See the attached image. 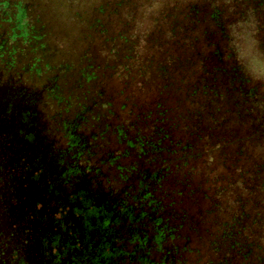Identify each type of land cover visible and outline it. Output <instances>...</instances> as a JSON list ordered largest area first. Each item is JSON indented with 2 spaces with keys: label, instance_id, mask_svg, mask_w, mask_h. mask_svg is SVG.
<instances>
[{
  "label": "trees",
  "instance_id": "obj_1",
  "mask_svg": "<svg viewBox=\"0 0 264 264\" xmlns=\"http://www.w3.org/2000/svg\"><path fill=\"white\" fill-rule=\"evenodd\" d=\"M48 3L73 29L66 111L98 148L116 263L264 264V83L239 55L248 35L264 56V0L0 8L39 44Z\"/></svg>",
  "mask_w": 264,
  "mask_h": 264
},
{
  "label": "flooded vegetation",
  "instance_id": "obj_2",
  "mask_svg": "<svg viewBox=\"0 0 264 264\" xmlns=\"http://www.w3.org/2000/svg\"><path fill=\"white\" fill-rule=\"evenodd\" d=\"M14 17L0 8V264H117L98 148Z\"/></svg>",
  "mask_w": 264,
  "mask_h": 264
},
{
  "label": "rangeland",
  "instance_id": "obj_3",
  "mask_svg": "<svg viewBox=\"0 0 264 264\" xmlns=\"http://www.w3.org/2000/svg\"><path fill=\"white\" fill-rule=\"evenodd\" d=\"M30 13L34 16L39 14L45 24L41 27L43 37L41 43H37L43 54V64H49L53 68V73L60 76L61 87H64L66 86V36L73 31L66 23V9L48 3L41 10L31 8ZM241 43L239 55L247 73L264 83V56L248 35L244 36ZM23 48L26 50L25 47ZM66 118L69 119L67 111ZM112 142L109 144H113Z\"/></svg>",
  "mask_w": 264,
  "mask_h": 264
}]
</instances>
